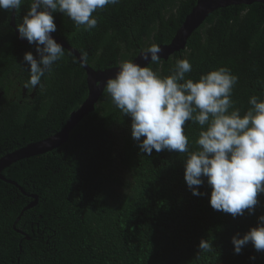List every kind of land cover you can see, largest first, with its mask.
<instances>
[{
	"label": "trees",
	"instance_id": "trees-1",
	"mask_svg": "<svg viewBox=\"0 0 264 264\" xmlns=\"http://www.w3.org/2000/svg\"><path fill=\"white\" fill-rule=\"evenodd\" d=\"M198 1L121 0L97 9L98 24L90 31L56 12L53 35L88 66L107 70L133 61L151 44H170ZM29 5L26 0L15 12L16 26ZM12 13L0 10V158L61 131L86 98L73 87L84 69L64 49L65 56L41 78L33 102L13 100L12 92L21 93L30 79L24 54L39 56L35 44L19 41ZM185 58L192 64L186 79L198 81L220 67L238 76L232 99L244 115L252 96L264 100V4L217 10L185 50L149 66L168 76ZM100 100L65 143L2 172L17 185L0 179V264H264V251L249 243L236 254L232 243L233 236L242 238L257 226L264 193L253 213L233 218L214 210L206 178L200 196L186 184L187 153H142L131 135V117L107 93ZM200 131L192 121L184 125L189 151L197 149ZM202 239L213 245L211 251H200Z\"/></svg>",
	"mask_w": 264,
	"mask_h": 264
},
{
	"label": "clouds",
	"instance_id": "clouds-1",
	"mask_svg": "<svg viewBox=\"0 0 264 264\" xmlns=\"http://www.w3.org/2000/svg\"><path fill=\"white\" fill-rule=\"evenodd\" d=\"M121 0H30L22 22L18 24L21 39L35 44L39 59L32 52L24 54L30 65V79L25 88L36 89L46 72L64 56V47L51 35L57 30L53 13H63L85 30L97 27L93 15L97 9L117 5ZM26 0H0V10L19 12ZM161 48L151 44L142 50L147 65L158 64ZM115 77L96 81L125 116L131 117V135L140 151L151 155L153 150L187 153L184 179L194 196L204 193L199 187H211L210 205L214 210L229 213L233 218L247 210L255 211L258 195L264 193V100L252 96V106L244 115L234 108L232 93L238 76L220 67L198 81L186 79L192 71L191 62L178 59L168 76L150 66L131 60L120 63ZM42 86V85H41ZM187 121L201 127L197 149L189 151L184 132ZM144 137L143 140L141 138ZM236 254L251 243L257 252L264 251V215L242 238L233 236ZM213 245L202 239L200 251ZM255 260V257H251Z\"/></svg>",
	"mask_w": 264,
	"mask_h": 264
},
{
	"label": "water",
	"instance_id": "water-1",
	"mask_svg": "<svg viewBox=\"0 0 264 264\" xmlns=\"http://www.w3.org/2000/svg\"><path fill=\"white\" fill-rule=\"evenodd\" d=\"M254 3L264 4V0H199L194 6L191 13L186 17L184 23L177 31L172 42L168 45L159 46L162 50L160 53L161 60H168L170 56L176 53H180L182 50H185L188 44V40L192 36V34L199 28H201L208 17L217 10L237 5L250 6ZM11 27L13 28V30H15L19 41L24 45H28L29 42L26 39H21L19 36L18 28L15 24V11H13L12 13ZM51 35L58 43H60L64 47L65 50L73 54L74 57L77 58L83 69L86 70L88 75L89 96L86 101L80 106V108L70 116L61 131L47 139L29 144L28 146L20 150H17L0 158V179L9 184L17 185L10 180H6L2 176V172L17 161L45 154L65 143L69 139L71 131L79 123V121L86 115L94 112L96 104L99 102L101 96L103 95V86L98 89L96 87V81H104L106 85L107 79L115 77L116 72L119 70V67H113L105 71H94L85 63L84 57L77 50H75L65 41L55 37L53 33H51ZM133 62L140 64L142 67L149 66L147 65L149 61H145L143 59L142 52L138 54ZM36 204L37 202L29 205L23 210L14 227H16L17 222L23 216L24 212L31 208H34Z\"/></svg>",
	"mask_w": 264,
	"mask_h": 264
},
{
	"label": "flooded vegetation",
	"instance_id": "flooded-vegetation-1",
	"mask_svg": "<svg viewBox=\"0 0 264 264\" xmlns=\"http://www.w3.org/2000/svg\"><path fill=\"white\" fill-rule=\"evenodd\" d=\"M72 66V72L74 71L75 69V66L74 65H71ZM91 69H93L94 71H105V70H98L94 67H91L89 66ZM83 68V67H82ZM108 70V69H107ZM80 77H82L81 81H78L73 87L77 89L78 91V95L79 96H86L84 102L86 101V99L88 98L89 96V84H88V75H87V72L86 70H84V73L83 75H81ZM35 90V92H33ZM3 95V93L1 94V96ZM37 95V88L36 89H31V90H28L27 88L23 87L21 88V93H18V90H14V92H12V97L13 100H19V103H24V104H28L29 102H33V98H35ZM1 96H0V99H1ZM101 100H99V102L96 104L95 106V109L96 107L99 105ZM83 102V103H84ZM82 103V104H83ZM81 104V105H82ZM80 108V107H79ZM78 108V109H79ZM76 111V110H75ZM75 111H72L71 112V115L75 112ZM95 111V110H94Z\"/></svg>",
	"mask_w": 264,
	"mask_h": 264
}]
</instances>
